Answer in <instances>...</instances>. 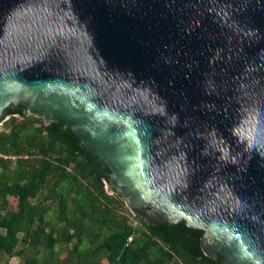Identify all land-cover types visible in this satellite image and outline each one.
I'll return each mask as SVG.
<instances>
[{"label":"water","instance_id":"1","mask_svg":"<svg viewBox=\"0 0 264 264\" xmlns=\"http://www.w3.org/2000/svg\"><path fill=\"white\" fill-rule=\"evenodd\" d=\"M60 122L147 223L264 264V0H0V120Z\"/></svg>","mask_w":264,"mask_h":264},{"label":"trees","instance_id":"2","mask_svg":"<svg viewBox=\"0 0 264 264\" xmlns=\"http://www.w3.org/2000/svg\"><path fill=\"white\" fill-rule=\"evenodd\" d=\"M24 109L11 108L9 129H0V263L224 264L203 252V230L184 219L147 223L123 212V199L105 189L109 169L78 136Z\"/></svg>","mask_w":264,"mask_h":264},{"label":"rangeland","instance_id":"3","mask_svg":"<svg viewBox=\"0 0 264 264\" xmlns=\"http://www.w3.org/2000/svg\"><path fill=\"white\" fill-rule=\"evenodd\" d=\"M10 115L9 114H5V116H4V118H3V120H0V129H5V130H8L9 128H5L3 125H2V123H3V121L5 120V119H7L8 117H9ZM105 189L107 190V193H113V192H111L109 189H108V186H107V184H105ZM9 205H11L12 207H16V200H15V198L14 197H12V196H10L9 197ZM127 205H126V203H124L123 202V204L120 206V209H122V211L123 212H125L127 209V207H126ZM126 207V208H125ZM130 210V209H129ZM130 215V214H129ZM136 218L134 217V216H132V215H130V218H129V221L132 223V224H134L135 222H136ZM61 254V253H60ZM8 260H9V262L11 263V264H16L18 261H19V258L17 257V256H12V257H9L8 258ZM0 264H3V263H0Z\"/></svg>","mask_w":264,"mask_h":264},{"label":"flooded vegetation","instance_id":"4","mask_svg":"<svg viewBox=\"0 0 264 264\" xmlns=\"http://www.w3.org/2000/svg\"><path fill=\"white\" fill-rule=\"evenodd\" d=\"M19 105H21V104H19ZM19 105H14V104H10L8 107H6V113L7 114H9V112H10V109L11 108H18L19 107ZM24 107V106H23ZM79 144H80V139H79ZM84 147V146H83ZM98 162V161H97ZM100 163V162H99ZM101 164V163H100ZM102 165V164H101ZM103 166V165H102ZM105 167H107V166H105ZM108 168V167H107ZM109 169V174H110V168H108ZM109 174H108V178H109ZM107 181H108V179H107ZM107 183V182H106ZM114 192V191H113ZM121 197V196H120ZM122 198V197H121ZM123 199V198H122ZM135 210L137 211V212H139V214H136V215H139V216H141L142 218H144V215H145V213L142 211V210H140V209H138V208H135ZM135 214V213H134ZM145 220V219H144ZM219 255V254H218ZM221 256V255H220ZM221 260H223V258H222V256H221ZM223 262V261H222Z\"/></svg>","mask_w":264,"mask_h":264}]
</instances>
